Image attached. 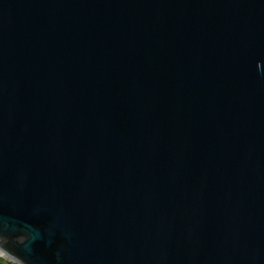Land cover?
<instances>
[{"label": "water", "instance_id": "95a60500", "mask_svg": "<svg viewBox=\"0 0 264 264\" xmlns=\"http://www.w3.org/2000/svg\"><path fill=\"white\" fill-rule=\"evenodd\" d=\"M0 252L264 264V0H0Z\"/></svg>", "mask_w": 264, "mask_h": 264}, {"label": "rangeland", "instance_id": "374dc122", "mask_svg": "<svg viewBox=\"0 0 264 264\" xmlns=\"http://www.w3.org/2000/svg\"><path fill=\"white\" fill-rule=\"evenodd\" d=\"M0 262H12L8 256H6L5 254H3L2 252H0ZM15 263V262H12ZM17 264V263H15Z\"/></svg>", "mask_w": 264, "mask_h": 264}, {"label": "trees", "instance_id": "16d2710c", "mask_svg": "<svg viewBox=\"0 0 264 264\" xmlns=\"http://www.w3.org/2000/svg\"><path fill=\"white\" fill-rule=\"evenodd\" d=\"M0 264H15V263H12V262H0Z\"/></svg>", "mask_w": 264, "mask_h": 264}]
</instances>
